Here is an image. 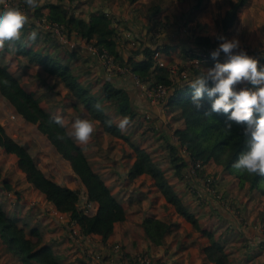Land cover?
<instances>
[{"label":"trees","instance_id":"16d2710c","mask_svg":"<svg viewBox=\"0 0 264 264\" xmlns=\"http://www.w3.org/2000/svg\"><path fill=\"white\" fill-rule=\"evenodd\" d=\"M18 1L24 4L23 0ZM125 1L134 4L140 0ZM249 1L228 0V9L220 20V24L225 31L231 29L237 23L239 19L236 21L235 19L240 18L239 11L246 7ZM181 2L183 3V1ZM202 4L203 0H197L196 11L203 8ZM24 6L27 7L25 4ZM147 9L152 17L160 14L162 10L160 1L148 6ZM32 16L36 20L44 19L47 22L56 24L62 28L68 39H71L73 35L78 36L100 50L107 49L114 55L120 65L128 66L134 74L142 79L150 83L154 81L156 84H164L171 88L172 93L168 97L165 107L170 112L178 113L183 120V124L174 130L178 144L167 141L169 158L175 174L180 178L186 177L189 187H192V184L194 185L197 181L195 183L191 181L186 168L189 162H200L202 166L214 165L221 168L223 174L232 177L240 189L247 187L250 192L260 194L264 198V176L248 175L233 167L239 156L248 151L247 138L243 135V125L233 123L231 130H228L225 126L227 119L225 115L215 114L218 120H211L207 115L205 116V112H208L211 106V100L206 93L201 101L203 107L199 111L193 108L191 104L193 91L189 86L190 82L181 80L179 84L173 83L167 67L159 66L156 63L154 59L155 40L150 44L141 42L142 44L134 47V50L126 58L123 56L121 46L116 40L117 27L114 25L116 19L105 11H93L88 19H84L71 14L66 5L59 2L56 4L47 3L40 8H33ZM29 23L23 29L27 32L23 36H27L37 29L41 30L33 20H29ZM39 33L37 31L38 35H40ZM45 35L54 39L51 32H46ZM180 36L181 39H185L187 34L182 33ZM196 40V47L200 50L191 49V51H187L181 49L184 57L201 58L197 52L214 44L211 42L210 37H197ZM30 44L25 45L20 37L18 41H15V45L12 44L14 47L12 50H15L20 57L27 58L28 63L25 66L28 69L31 68L37 86L49 85L50 88L54 89V84L56 85L57 82L61 81L68 90L67 94L62 95L63 105L76 109L79 112L78 118L98 122L92 138L97 133H107L112 139H120L130 143L131 137L125 134V130L121 131L117 126L119 124L117 122H120L123 117H130V121L136 119L137 113L132 108L128 91L116 85L114 80L105 79L102 85V97L100 98L105 101L106 105L104 106L98 98L91 96L89 90L74 76L75 71L73 68L64 64L62 59L57 56L54 57L51 53L46 54L42 50H35L33 45ZM156 48L160 51H166L168 56L163 57V59L168 61L169 58L170 62L168 61V63L175 60L174 54L179 50V47L175 45H157ZM2 51L7 52V48L5 47ZM138 56H141V59H138ZM256 57L264 62V54H258ZM33 66H37V70H33ZM199 71L193 68L192 73L198 77L202 74ZM40 72L53 78V83L49 84L47 79L42 78ZM212 86L209 82L208 87ZM0 94L19 116L27 123L35 125L37 130L45 135L55 147L59 155L69 162L78 180L85 187V193L80 189L60 184L50 173L39 168L30 152V148L12 138L6 127L1 124L0 149L7 155H15L17 168L24 175L26 182L43 195L58 212L69 215L68 227L76 226L83 238L98 236L103 243H106L109 237L114 234L116 224L126 221L128 204L118 202L111 195V190L107 186L104 176H101L91 165L87 148L92 147V138L87 145H81L76 141L71 135L72 132H69L68 129L70 121L65 123L63 114L58 116L56 113H51L48 105L44 104L43 98L29 92L22 85L18 76L11 72L9 66L1 65V63ZM66 97H71V99ZM66 99L69 101H66ZM98 103L101 105L100 110L95 107ZM108 104L115 105L113 112L105 110ZM57 117L63 120V127L54 122ZM73 118L76 119L77 117ZM115 118H117V122ZM132 126H135V122ZM150 126L154 128L153 124H149L148 127L150 128ZM130 146L131 151L126 154V157L131 159V162L125 166L127 181L133 182L142 176L150 177L166 202L181 217L190 222L196 231L208 238L210 243L203 248L205 259L211 264H231L224 244L215 237L213 231L203 229L197 217L189 212L182 198L172 187L166 170L158 165V161L140 143L133 142L130 143ZM113 165L115 164L113 163ZM197 177L201 179L209 178L207 174L205 175L203 167L197 170ZM212 185L215 186V184ZM210 197L213 202L217 201L216 197ZM91 209L93 211L89 212ZM260 220L264 222V213L261 215ZM141 226L152 246L162 244L165 235L170 230V226L166 222L153 216L146 217ZM0 231L3 237H7L8 247L5 246L19 253L25 261L29 260L31 264H63L52 246L44 242L43 233L40 232L38 227H32L29 231H26L25 226L19 224L15 217L10 216L4 210L2 204H0ZM130 260L133 261L132 258Z\"/></svg>","mask_w":264,"mask_h":264},{"label":"crops","instance_id":"0c3cea01","mask_svg":"<svg viewBox=\"0 0 264 264\" xmlns=\"http://www.w3.org/2000/svg\"><path fill=\"white\" fill-rule=\"evenodd\" d=\"M181 1H183V3ZM59 2H61V0H46L45 2L38 0L39 6L36 8H40L47 3L56 4ZM150 2H152V0H150ZM203 2L206 3V5H204V3L202 4L204 9L202 8L203 10L201 9L195 11L198 13V15L195 16L192 13H187V15L185 13V11L189 10L191 7L192 1L184 2V0H163L161 3V12L163 13L161 15H156L153 17L149 15L147 18L142 20L145 21L147 19L145 22H137V24L131 23L133 20L132 18L136 13L137 8L135 5L137 3L129 4L125 0H68L66 7L71 14L84 19H88L90 14L96 10H102L114 16L116 19L114 25L117 27L118 35L116 36V40L121 46L123 56L126 58L134 50V47H138L140 44H142L141 42L150 44V42L153 43V40H155L156 47L157 45H175L176 47H179V50L174 54L175 60L172 62L178 63L179 67L183 68L181 66L185 64L189 66L190 59L192 58L184 57L181 49H186L187 51L196 49L198 51L200 49L196 47L197 37H210L211 42L214 43V47H205L202 49V51L197 52V54L200 56L205 55L207 60H200L198 64L194 65L195 67H191L192 71L193 68H195L196 70H200L199 72L203 73L205 70L214 67L216 60L211 58L210 53L219 46V43H221L219 37L222 36L229 40L233 38L238 39L240 42V48L246 51L249 56L257 59L260 66H264V62L260 61L256 57L258 54H264V27L256 24V22L253 21L255 17L249 15L251 8L248 9L247 5V7L241 11L242 14L240 16L239 22H237L231 29L225 31L220 24V20L227 9L220 11L216 7H225L227 5L226 1L203 0ZM138 3L139 5L137 6H141L142 4L149 3V1L140 0ZM178 3L182 5V8L180 9L182 11V15L179 14L178 17L175 15L174 18H171L169 13L172 10L176 11ZM196 3L197 0H195L194 7H196ZM27 13L29 20H33L37 27L41 30L39 31L37 29L36 31H32L27 36H23L24 34H27V32L23 30L21 35L22 41L28 42L31 40L34 46H36L35 49L39 50L38 42L44 37L46 42L42 40L40 43V46L43 43L42 47L40 48H44L47 45V42H50L48 40L49 37L46 36L45 33L51 31L44 30L38 26L37 21H42L44 19H34L32 16L33 8H28ZM189 15H191V18ZM166 16L169 20L168 23L164 20ZM182 20H187L189 24H186V27H182ZM162 22L164 23V26H161ZM169 27L171 28V31ZM37 31L40 32V35L37 34ZM33 32L36 33L35 39L31 38V34ZM155 32L159 33L160 35H154ZM182 33L187 34L185 39L180 38ZM55 38L56 37H54V39L52 38L53 42L56 41ZM69 42L75 43V47H71L67 44H58L57 49L59 53L64 54V57L66 58H62L65 60L74 59L73 62L70 61L72 63L71 67H75L77 64H79V68L82 65L91 74L98 75L95 78L103 77L104 79H111L112 81L114 80L116 85L123 87L126 91H128L131 98L132 108L137 113L136 119L142 121L145 128H149V124H153L154 128L151 126L150 128L155 132L154 137H156V135L159 137L166 135L170 142L178 144V140L174 135V130L183 124V120L179 117L178 113L176 114L174 112L168 111V109L165 107L166 103H153L146 100L137 91L131 74H113L112 76L108 77L100 66L99 62L96 61V59H94L93 56H91L84 49V45L87 43V41L73 35ZM74 51H77V53ZM50 53L52 52L50 51ZM9 54L11 55L10 57ZM78 55H82L88 59L89 64L85 63L84 61L78 62L74 58V56ZM0 58L1 65H7L9 66V69L12 67L15 69V72H11L18 76V78L21 80V83H23L22 85L29 92V88L33 89L31 93L43 98L44 104L48 105V109L51 113L57 114L60 110H62L63 107H65L63 102L60 100L62 99V95L68 93V90L64 87V84L61 81L57 82L56 85L58 86L55 85L54 89L50 88L49 85H41L39 87L36 85L37 83L33 77L31 68L28 69L25 66L28 63L26 57H20V55H18L15 50H12L10 53L0 51ZM138 59H141V56H138ZM225 59L226 58L224 54L221 53L217 62H225ZM167 60L169 61L170 59L168 58ZM33 70H37V66H33ZM40 74L42 78L47 79V82L53 79L44 75L43 72H40ZM196 77L197 76L192 73L190 79H195ZM176 83H180L178 79H176ZM242 87L251 86L246 83L237 85V90ZM171 93L172 92L170 90L169 96ZM52 102L53 104H50ZM133 123L134 122H130L131 125ZM102 134L103 133H99L101 136ZM107 135L105 136L107 139L110 138L113 141L116 140L115 138L112 139L110 135H108L109 137ZM104 138L102 140H105ZM137 140V143H140V141L142 142L141 138H138ZM156 143L157 145H162L161 141H154V143H151L150 141L147 142V144L151 145V147L156 146L159 148ZM94 147H97V145L88 148V156ZM123 147L124 143L118 142V149L113 148L112 151L108 153L109 157L105 156L104 154L101 156L108 157L109 159L108 164L106 163L108 166V170L106 172L110 175L109 178L114 182V186H119L121 192L123 193L129 192L132 193L133 196L137 197L133 198V196H131L126 202L129 208L131 206L130 203L135 200L136 209L132 211V206L129 209L127 208L128 211L126 221L116 226L114 234L109 237L106 243H103L98 236H89L83 239L79 238V236H75L72 233L70 227L67 226V223L69 222V215L61 213L63 218L53 215L52 210L54 209V206L49 203L43 195L36 192V190L25 181V178L24 181L26 184L22 185L23 187H15L14 185V188H12L11 184L8 183L7 179H5L4 182L1 179L0 182L3 186L0 185V189L2 190V188H4L3 190H5L10 197H7V194H4L6 198L3 196L0 204L4 203L9 209L14 210L11 205L12 203L13 206L16 205L15 208L18 209L17 211L26 209L24 212H30V209L35 207V210H37V215L32 213V216L34 215V227L37 226H35L36 223L42 220H53L56 222V226L61 225L63 228L65 227L69 232V238H71L75 248H77L78 245H81V248L86 249L83 254L84 257H81V260L83 261L82 264H92L91 260L85 257L86 252L90 251L98 252L106 260V262L112 260L113 264H121L120 253L115 251L113 247V245L116 243L121 245L125 253V258L128 257V259L134 258L135 254L138 252H144L152 256L154 264H202L203 262L206 264H211L205 259V254L203 252V248L210 243L208 238L201 235L199 231H196L190 222H187L183 217L179 216L175 209L166 202L163 196H161L158 192H153L157 198L156 201L153 200L146 202L143 201L142 198H138V195L134 194L135 191L140 188L138 182H140V184H145L147 181H149L152 184V180L148 176H142L133 182L127 181V169L125 166L131 162V159L126 157V155H121ZM112 157L113 159H111ZM153 158L158 161L156 155H154ZM115 159L117 160L115 161ZM113 163L115 165H113ZM95 165L99 171H102L100 169V164L96 163ZM17 170V173L24 177L18 168ZM221 174L223 176V190L221 189L220 191H223L224 193L225 190L224 195L229 196L228 198H230L231 201L225 197L223 198L228 200L232 209L231 207L229 208V206L224 207L218 200V202H213L211 200L210 203L208 202V199L204 201L202 197L207 198V196H209L206 191H204V194L202 193L201 195L197 193H191L189 186H185L184 181L182 182L180 180L185 178H180L175 174V172L174 175L179 179L171 181V183L174 185V187L176 186L175 190L177 194H179L187 207H190L193 202L196 203V212L199 214L198 221L203 229H206V226L213 222L211 231H213L215 237L224 244L225 250L229 254L231 264H264V232L258 227V225L261 223L260 217L264 213V198L258 197L255 192H250L247 187L240 189L236 185L234 179L230 176L224 175L222 170L221 173H214L212 176L214 177V180L217 178L216 181H218ZM75 182L77 181L75 180ZM68 187L74 188L72 186ZM78 189H80L83 193L86 191V189L83 187H79ZM10 191H12V193H10ZM92 211L93 209H91V212ZM152 216L166 222L169 226L170 224H180L182 227H184V230L189 235H184L183 237L181 235L176 236V233L173 230H169L165 235L162 244L159 246H152L141 226V223L146 217ZM223 224H226V227H224ZM25 229L26 231H29L30 227L27 226ZM51 232L48 234H42L45 241L50 239H53L54 241L62 240L63 236L68 234L64 230L62 234L59 232L57 237H50ZM80 239L83 240L81 242L84 245L80 243Z\"/></svg>","mask_w":264,"mask_h":264},{"label":"rangeland","instance_id":"374dc122","mask_svg":"<svg viewBox=\"0 0 264 264\" xmlns=\"http://www.w3.org/2000/svg\"><path fill=\"white\" fill-rule=\"evenodd\" d=\"M42 1L45 2L46 0H42ZM148 1H149V3L142 4L141 6H137V5H139V3H138L139 1L136 2L137 4L134 3V4H136L135 6L137 9H136V13H135L134 17L132 18L133 20L131 23L137 24V22H139V23L145 22L147 19L145 21H142V20L149 16V11L147 9L148 6L153 5L155 2L160 1V4L163 2V0H152V2H150V0H148ZM191 1H192V5L189 8V10L185 11V13H186V15H187V13H190V14L192 13L195 16H197L198 13L195 12L196 9L194 7L195 0H184V2H191ZM225 1L227 4L225 7H216V8L220 11H224V10L228 9L229 2H228V0H225ZM61 2L66 5L68 0H61ZM203 3H204V5H206L205 2H203ZM247 5H248V9L251 8V12L249 15L255 17L253 19V21H255L256 24L264 27V0H250ZM246 7H244V8H246ZM181 8H182V5L180 3H178L176 11L175 10L170 11L169 16L171 18H174L175 15H177V17L179 16V14L182 15V11L180 10ZM244 8H242L239 11L240 16L242 14L241 11ZM162 13L163 12H161L158 15H161ZM185 13H183V14H185ZM189 16L191 18V15H189ZM237 19L240 20V18L238 17L235 19V21ZM164 20L167 23L169 22L167 16L165 17ZM187 20L186 21L182 20V27H186L185 24H189V22ZM239 20L237 22H239ZM162 25L164 26L163 22H162L161 26ZM170 31H171V28H170ZM42 40L46 42V39L44 37L41 38V40L38 42V46H39L38 49L40 51L41 50L44 51L46 54L50 53V51H51L53 53V54L51 53V55H53L54 57L57 56L59 59H62V61H64V64L68 65L70 68H73L75 71L74 76L79 81L82 82V84L84 85L85 88H87L89 90V93L91 96L98 98L100 103L105 106L106 105L105 101L100 99L102 97V85H103L105 79L103 77L95 78L98 75L91 74L82 65L80 66V68L78 67L79 64H77L75 67H71L72 63L70 61L73 62L74 59L65 60L64 58H66V57H64V54L58 52L57 45L58 44L63 45V44L57 38H55L56 41H54V42H53L52 38H49L48 40L50 42H47V45L44 48H40L43 45V43H42V45L40 46V43L42 42ZM22 42H25V45H27V44H30L32 41L29 40L28 42H26V41H22ZM12 44L15 45V42ZM12 44H6L5 45L8 53H10L12 51V49H14ZM30 45H33V48L35 49L36 46H34L33 43H31ZM161 52H162V56L164 58H166L168 56L166 51H161ZM10 56L11 55L9 54V57ZM62 57H64V58H62ZM74 58L78 62L84 61L85 63L89 64V60L86 59L82 55L74 56ZM215 63H217V61H215ZM10 70L12 72H15V69L13 67ZM192 80L193 79L191 78V80L189 82H191ZM52 83H53L52 80L49 81V84H52ZM56 86H58V85H56ZM54 87H55V84H54ZM29 90H30V92H32L33 89L29 88ZM61 94H62V92H61ZM62 98H63V96H62ZM66 98L71 99V97H66ZM59 100H60V98H59ZM59 100H58V102H59ZM60 101H62V99ZM66 101H69V100L66 99ZM50 104H53V102ZM81 108L82 107L80 106V109ZM114 109H115L114 104H108L105 107V110L108 112H113ZM62 114H63L65 123H69V121H70V125L68 126V129H69V132H72L71 125L74 122L73 120H75L73 117L78 118L79 112L76 111V109H74V108L72 109L71 107L65 106L62 108V110H60L57 113L58 116H61ZM208 117L211 118V120H215V119L218 120V118L215 114H212V116H208ZM115 119L117 122V118H115ZM133 121L135 122V126H132L131 124H129L125 130L126 131L125 134H127L131 137L130 143H133V142L137 143V141H138L137 139L141 138L142 142L140 141V145L143 148H146V150L148 152H150L152 156H154V155L157 156L158 165L160 167L164 168L166 170V173L169 174L170 182L174 181L176 179H179L178 177H176L174 175L175 170L173 169L172 163L170 162L169 149L167 147V141L169 139L166 137V135H163V137H159L156 135V137H154L155 132L151 128H145L142 121H140L139 119H134V120H131L130 122L132 123ZM117 123H119V122H117ZM0 124L2 126L6 127L7 132L12 136V138L17 140L21 144L27 145L30 148V152H31L32 156L34 157L38 167L43 169L44 171L50 173L57 182H59L60 184L72 186L74 188L76 187L77 189L79 187L85 188L81 184V182L78 180L75 173L73 172L69 162L59 155V153L56 151L55 147L50 143V141L47 139V137L45 135L41 134L37 130L35 125L27 123L21 116H19L16 113L15 109L9 104V102L4 97L1 96V94H0ZM106 135H107L106 133H103L101 136V135H99V133H97V134H95V137L92 138V146L97 145V147H94V149L90 151L91 153L89 154V160H90L91 165L96 169V171L99 172L101 176L105 177L107 186L111 190V195L114 198H116L118 200V202L125 203V202H127V199H130V197L133 196V194L129 193V192L123 193V192H121V189L119 186H117V185L114 186V182L109 178L110 175L106 172L108 170L107 169L108 166L106 165V163L108 164V161H109V159H108L109 154L108 153H110L113 148L118 149V142L124 143V147L122 148V151H121V155H124V156L126 154L130 153L131 146H130L129 141H127V143L124 142L123 140H120V139H116L115 141H113L110 138L107 139V137H105ZM92 137H93V135H92ZM151 137H153V138H151ZM103 138L105 140H102ZM148 141H150L151 143H154V141H161L162 145L161 144L157 145V143H156V145L159 148H157L156 146L151 147V145L147 144ZM87 152H88V148H87ZM181 152L183 153V150H181ZM102 154H104L105 156H108V157H102L101 156ZM15 157L16 156H14V155L12 156V155L5 154V152L0 149V181L2 179V181L4 182V180L7 179L8 183L11 184L12 188H14V185H15V187H18V186L23 187L22 185L26 184L25 183L26 180L24 181V177L21 176V174L17 173V171H18L17 165H16L17 164V160H16L17 158H15ZM111 159H113V157ZM116 160L117 159H115V161ZM96 163L101 165L100 169L102 171L98 170V168L95 165ZM202 167L205 170V175L207 174V177L209 176L210 177L209 179L211 181H213V184H215V186H214L215 194L214 195L216 196V200H218L221 203V205H223L224 207L229 206V208H230L231 206H230L228 200L223 198V197H225V198L230 200V198H228L229 196L224 195L225 190H224V193H223V191H220L221 189L223 190V182H222L223 176H222V174L220 176V179H218V181H216L217 180L216 177H215L216 179L214 180V177L212 176L214 173H217V174L221 173L222 169L215 167L214 165L213 166L205 165ZM186 170H187V168H186ZM75 180L77 182H75ZM180 180L182 182L184 181L185 186L187 185L186 183H189L187 181L186 177H185V179H183V180L180 179ZM21 183H23V184H21ZM198 184H199L198 190L200 191V195H201L202 194L201 190H204V188L200 185V183H198ZM0 185H2L1 182H0ZM138 185L140 186V188L137 189L134 194L138 195V198H142L143 201H146V202L153 201V200L156 201L157 198L153 192H158L162 196L161 192L154 186L153 180H152V184L149 181H147L145 184H140V182H138ZM171 185H172V187H174L173 184H171ZM217 186H218V188H217ZM12 188H11V190H12ZM3 189L4 188H2V190L0 189V203L3 199L4 194H7V192ZM174 189H176V186L174 187ZM189 189H190V192L193 193L191 188H189ZM2 191H3V193H2ZM10 193H12V191H10ZM6 196L10 197L8 194ZM6 196H4V197L6 198ZM14 196H15V194H14ZM258 197H261V195L258 194ZM133 198H137V197L133 196ZM13 199H14V197H13ZM202 199L204 201L208 199V202L209 203L211 202L210 195L207 196V198L202 197ZM135 203H136L135 200H133L132 203H130L132 206V208H131L132 211H134L136 209ZM224 204H226V206ZM2 205H3L4 210L7 211L10 216L15 217L19 221V224L24 225L25 228L27 226H29L30 228L34 227V225H33V219L34 218L33 217H34V215H37L36 214L37 210H35V207H32L31 208L32 210L30 209V212H24L26 209L21 210V211H17L18 209L15 208L16 205L13 206L12 203H11V205H12V208L14 210L9 209L7 207V205H5L4 203H2ZM128 209H127V211H128ZM187 209L189 210V212L193 213L197 217V219H199V214L196 212L197 206H196L195 202H193L190 207H187ZM231 209H232V207H231ZM257 209H258V207H257ZM90 212H91V210H90ZM32 213H34L33 216H32ZM212 223L213 222L209 223L206 226V229L211 230ZM118 224H120V223H117L116 226H118ZM35 226L38 227L40 232H42L43 234L44 233L48 234L52 230L50 237L51 236L57 237L59 235V232H61V234H62V232H64V230H65V232L68 234H66V236H63L62 240H58V241L55 240L54 241L53 239H50V240H46L44 242L47 244H50L52 246V248L54 249L55 253L57 254L59 260L63 264H73V263H75V264L81 263L82 264L83 261L81 260V257H84L83 254H84V251L86 249L81 248V245H78L77 248H75L71 238H69V236H70L69 232L67 231V229L65 227L63 228L61 225L56 226V222L53 220H42V221H39L38 223H36ZM223 226L226 227V224H223ZM170 230H173L176 233V236L181 235L183 237L184 235L185 236L189 235L184 230V227H182L180 224H174V225L170 224ZM48 237H49V235H48ZM87 237H89V236H87ZM81 239H83V238H81ZM81 239L79 241L82 245H84L81 242V241H83ZM6 240H7V237H3V234L0 231V264H31V262L29 260L25 261L19 253L14 252L13 250H10L9 248H7L8 244H7ZM8 249H9V251H8ZM78 258H80V259H78ZM202 264H206V263L203 262Z\"/></svg>","mask_w":264,"mask_h":264},{"label":"clouds","instance_id":"9594fccd","mask_svg":"<svg viewBox=\"0 0 264 264\" xmlns=\"http://www.w3.org/2000/svg\"><path fill=\"white\" fill-rule=\"evenodd\" d=\"M29 8L39 6L38 0H23ZM0 51L6 44L18 41L23 29L29 23V17L19 6H10L8 0H0ZM36 33L31 34L35 39ZM221 43L211 51L210 56L218 61L221 53L225 62L215 63L214 67L205 70L190 82L193 91L191 104L199 111L206 93L211 100L210 110L205 115H225V126L231 130L232 124L243 125V135L247 138L248 151L242 153L233 167L248 175L264 176V66L240 48L238 39L219 37ZM209 82L213 85L208 87ZM248 84L251 87L237 85ZM100 110L101 105H95ZM61 127L63 120L57 117L54 121ZM98 122L86 118H76L71 125L76 141L87 145ZM130 124V117H123L117 125L121 131Z\"/></svg>","mask_w":264,"mask_h":264},{"label":"built area","instance_id":"2783aa9c","mask_svg":"<svg viewBox=\"0 0 264 264\" xmlns=\"http://www.w3.org/2000/svg\"><path fill=\"white\" fill-rule=\"evenodd\" d=\"M8 4L10 6H19L27 15H28V8L24 6L20 1L18 0H8ZM2 7V6H0ZM37 24L40 28L44 30H50L54 37H56L60 42L63 44H67L71 47H75V43L69 42L70 39L67 38L65 33L63 32L62 28L57 26L56 24L47 22L45 20L37 21ZM158 31V30H157ZM154 35L158 36L159 33L155 32ZM118 36V35H117ZM84 49L93 56L96 61L99 62L100 66L104 70L105 74L109 77L113 74L118 75H124V74H131L132 79L134 82V85L137 89V91L148 101L153 103H161L165 104L167 102V99L169 97V93L171 88L164 84H156L154 81L150 83L149 81H146L142 79L137 74H134L128 66H122L118 63L117 59L112 55L107 49L100 50L98 47L94 46L92 43L87 42L84 45ZM154 59L156 60V63L159 66H166L169 73L171 74L170 78L173 83H176V79L178 81L185 80L190 81V77L192 75L191 67H193L195 64H198L201 61L207 60L205 55H201V58H194L190 59L189 66L187 64L181 66L183 68L179 67V64L176 62H171L168 64L165 59H163L162 52L158 50L156 47L154 48ZM202 167L200 162H189L187 167V173L188 177L191 179V181L195 183L192 184V187L190 186L193 193L200 194V191L198 190V183L204 188V190H201V193L206 191L210 196L216 197L213 181H211L209 178H198L197 177V170ZM226 206V204H224ZM53 215L58 216L59 218H63V215L58 212L55 208L52 210ZM259 229L264 232V222H261L258 225ZM72 229V233L75 236H79L80 238H83L81 236L80 232L76 228V226L72 225L70 227ZM114 250L120 253V260L121 264H154L152 257L149 254H145L143 252H138L135 254L134 258H132L133 261L128 259V257L125 258V253L119 244L113 245ZM151 257H149V256ZM88 259L91 260L92 264H113V261L106 262V260L96 251H90L86 252V256Z\"/></svg>","mask_w":264,"mask_h":264}]
</instances>
